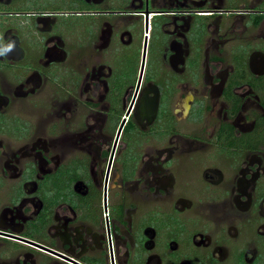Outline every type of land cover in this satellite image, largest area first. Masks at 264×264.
I'll list each match as a JSON object with an SVG mask.
<instances>
[{
  "label": "flooded vegetation",
  "instance_id": "flooded-vegetation-1",
  "mask_svg": "<svg viewBox=\"0 0 264 264\" xmlns=\"http://www.w3.org/2000/svg\"><path fill=\"white\" fill-rule=\"evenodd\" d=\"M0 264H264V0H0Z\"/></svg>",
  "mask_w": 264,
  "mask_h": 264
},
{
  "label": "clouds",
  "instance_id": "clouds-1",
  "mask_svg": "<svg viewBox=\"0 0 264 264\" xmlns=\"http://www.w3.org/2000/svg\"><path fill=\"white\" fill-rule=\"evenodd\" d=\"M14 43L3 44L0 43V56L6 55L9 51L13 50Z\"/></svg>",
  "mask_w": 264,
  "mask_h": 264
}]
</instances>
